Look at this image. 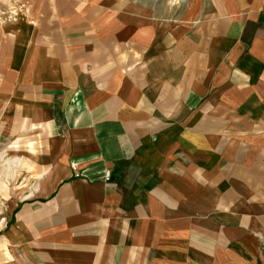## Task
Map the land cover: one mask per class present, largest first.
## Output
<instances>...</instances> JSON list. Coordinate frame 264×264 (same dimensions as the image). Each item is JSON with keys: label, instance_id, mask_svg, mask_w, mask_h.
Listing matches in <instances>:
<instances>
[{"label": "crops", "instance_id": "obj_1", "mask_svg": "<svg viewBox=\"0 0 264 264\" xmlns=\"http://www.w3.org/2000/svg\"><path fill=\"white\" fill-rule=\"evenodd\" d=\"M0 264H264V0L0 16Z\"/></svg>", "mask_w": 264, "mask_h": 264}, {"label": "rangeland", "instance_id": "obj_2", "mask_svg": "<svg viewBox=\"0 0 264 264\" xmlns=\"http://www.w3.org/2000/svg\"><path fill=\"white\" fill-rule=\"evenodd\" d=\"M19 8V0H0V16H6Z\"/></svg>", "mask_w": 264, "mask_h": 264}]
</instances>
